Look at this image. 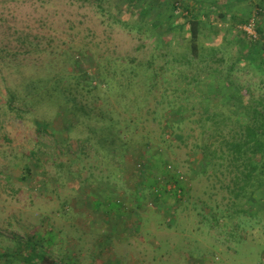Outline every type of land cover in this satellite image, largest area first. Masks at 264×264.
<instances>
[{
  "label": "rangeland",
  "instance_id": "rangeland-1",
  "mask_svg": "<svg viewBox=\"0 0 264 264\" xmlns=\"http://www.w3.org/2000/svg\"><path fill=\"white\" fill-rule=\"evenodd\" d=\"M129 1L0 0V254L19 256L34 236L53 262L85 264L98 238L85 233L86 216L76 217L71 205L82 210L88 194L100 196L104 185L119 183L127 154L133 173L154 154L159 180L171 175L180 186L176 171L186 180L190 191L181 200L199 222L191 230L166 229L176 234L175 247L161 240L155 264H183L187 257L264 264V189L236 201L229 192L235 170L222 154L223 140H231L241 121L231 95L241 90L244 102L264 97L263 66L242 61L232 69L243 36L231 13L252 15L229 5L231 16L207 23L204 49L194 58L180 38L162 43L172 37L165 26L153 37V24L158 18L167 24L166 10L177 0H142L151 11L140 30L125 10ZM26 169L31 177L22 181ZM141 175L151 180L152 174ZM136 237L153 253L146 223Z\"/></svg>",
  "mask_w": 264,
  "mask_h": 264
},
{
  "label": "crops",
  "instance_id": "crops-1",
  "mask_svg": "<svg viewBox=\"0 0 264 264\" xmlns=\"http://www.w3.org/2000/svg\"><path fill=\"white\" fill-rule=\"evenodd\" d=\"M196 1L199 2L203 0ZM217 1L221 2L223 5L225 3L226 5L230 4L231 12L234 8H237L240 13H247L248 16L261 11L262 13L258 18V28L264 34V10H262V8H264V0L260 2L255 0ZM159 6H162L161 2H159ZM150 8L151 6H149V9ZM150 11L151 10H149V12ZM158 13L162 14L165 13V11ZM231 14V18L237 17L238 21L240 19L245 20V17L238 15L237 12L236 14ZM128 156H131V154H127L125 165L118 167L119 183L104 185L106 187L103 186L100 189V196L98 194H88L90 200L81 204L82 210H78L80 206L76 203L71 205L70 210L76 217H78V215L86 216L87 225L85 233L88 236L98 238L91 242V247H88L89 249L87 248L85 264H112L115 261L117 263L118 258H120L121 264H145V262H153L155 264L159 261V259L154 256L157 250L159 251L161 248L159 244L161 240L167 241L169 239V241H167L168 245L172 246V248L175 247L174 238L176 234H169L166 229L180 226L191 230L193 224L197 225L199 223L193 220V216L189 215L187 201L178 199L174 192L175 190L169 192L167 189L165 190V186L172 184V181L169 182V177L158 179V173L154 171L153 166L155 162L153 161L155 159L154 154H146L144 159H146L148 167L146 166L143 169L139 168V172L134 170L135 173L132 172V167L127 162ZM137 173L140 178L135 177ZM143 173L152 174L153 178L149 176L151 180L145 183L141 175ZM194 174H198L197 170H195ZM131 175L132 179H134L133 182H129L127 178L129 176L131 177ZM161 181H168V183L164 184ZM152 182L160 191L159 193L155 191V186H151ZM152 187L153 189H151ZM136 201H138V204H136ZM91 203L95 204L97 209L94 210ZM123 204H125V208H117ZM145 223L148 225V230L153 235V240L150 241V243L153 244V253L147 251L152 245L148 242L146 243L144 239L136 237L139 235V232L143 231ZM54 246L56 245L54 244ZM136 251H138L139 256H136ZM148 252L150 257H147ZM15 254L17 253L15 252ZM161 260V263L165 264L166 260ZM1 261L3 264H8V259L6 258L0 259V262ZM197 263L207 264L204 261L189 257L183 261V264Z\"/></svg>",
  "mask_w": 264,
  "mask_h": 264
},
{
  "label": "trees",
  "instance_id": "trees-1",
  "mask_svg": "<svg viewBox=\"0 0 264 264\" xmlns=\"http://www.w3.org/2000/svg\"><path fill=\"white\" fill-rule=\"evenodd\" d=\"M165 1L166 0H164V2ZM141 3L142 0H130L125 9L128 14L139 19V22L134 23L136 26L139 25V30L143 29V27L149 23L148 19H146V15L149 11H146L140 5ZM229 5L230 4L226 5V3L223 5L217 0H203L199 2L196 0H177L174 3L175 7H171V11L169 9L166 10L168 11L166 13L169 19L167 24L164 25V22H161L159 18V22L153 24V37L154 32L165 26V33L171 34L172 37L168 38V36H164L162 43L172 44L177 42L180 38L184 43H188L190 54L193 55L194 58H198L201 53L200 51L204 49V45L201 41L208 36V33L204 31L207 28V23L212 22L214 19L223 20L226 15H230V13H227ZM149 10H151V8ZM249 18L246 21L240 19L238 21L239 26L245 25L249 21ZM128 23L129 21L127 19L123 21L125 27H128ZM213 27L215 26L208 28L209 34L212 33ZM257 32L260 36V40L264 41V34L259 30L258 24ZM214 33L218 34V31L214 30ZM242 36L246 43L242 42L243 39H237V45L240 47L238 48L239 56L232 69L242 61L246 64L250 63L252 68L254 66L258 68L261 66L264 67V49L261 42L253 43L248 41L243 33ZM207 39L210 40V38ZM89 72L90 71H87L83 74L87 81L89 80L93 83L95 80ZM246 93L248 94V90H246ZM231 97L235 104L239 105V109L237 112H233V114H240L241 121L236 123V131L231 134V140H223L222 143L225 152L223 151L222 154H228L229 166L235 170V174L233 175L235 187L229 192L234 196V199L238 201L242 198L250 199V192H252L251 196H253L255 190L264 189V97L254 99L251 96L249 100L244 102L242 100L243 94L241 90H235ZM203 170L204 169H202V171ZM26 172L27 178L21 177L22 181L31 177V173L28 169H26ZM168 177L170 180L169 182H171L174 176L169 175ZM180 183L181 185H176V189L173 191L176 193L178 199L181 200L183 197H186L190 188H186L182 182ZM172 184L166 185L165 190ZM35 238L34 236L28 238L27 241L24 242V245L19 247L18 250L22 249L23 251L19 256L15 254H7L6 256L0 255V259L6 258L10 263L12 258H14L15 260H19L20 264H57L43 255V250L41 252L38 250V248L41 247L39 243L41 245L43 243L35 242ZM44 242L49 244H47L48 247L51 245L50 240L46 238Z\"/></svg>",
  "mask_w": 264,
  "mask_h": 264
},
{
  "label": "built area",
  "instance_id": "built-area-1",
  "mask_svg": "<svg viewBox=\"0 0 264 264\" xmlns=\"http://www.w3.org/2000/svg\"><path fill=\"white\" fill-rule=\"evenodd\" d=\"M262 12H255L250 18L249 21L245 25H241L238 27V30L243 33L248 41H251L253 43L261 42L262 47L264 49V41L260 40V36L257 32V24H258V18ZM264 13V12H263ZM172 166H168L167 170H172ZM175 177L180 180L184 185L186 184V180L182 176V174L179 171L175 172ZM175 184H172L167 187L168 191L175 190L176 187ZM186 186V185H185Z\"/></svg>",
  "mask_w": 264,
  "mask_h": 264
}]
</instances>
